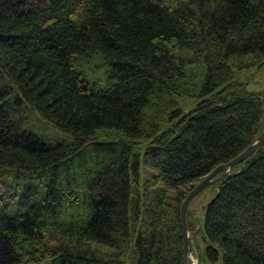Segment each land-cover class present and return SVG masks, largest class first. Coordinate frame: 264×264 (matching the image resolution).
I'll return each instance as SVG.
<instances>
[{"label": "trees", "instance_id": "1", "mask_svg": "<svg viewBox=\"0 0 264 264\" xmlns=\"http://www.w3.org/2000/svg\"><path fill=\"white\" fill-rule=\"evenodd\" d=\"M262 65L264 0H0V168L45 182L0 216V264H183L181 203L262 131L264 91L234 79ZM22 107L71 140L23 128ZM240 165L206 205L208 264H264V149Z\"/></svg>", "mask_w": 264, "mask_h": 264}, {"label": "rangeland", "instance_id": "2", "mask_svg": "<svg viewBox=\"0 0 264 264\" xmlns=\"http://www.w3.org/2000/svg\"><path fill=\"white\" fill-rule=\"evenodd\" d=\"M167 5H174L180 0H161ZM183 1V0H182ZM179 55L190 56V53L182 50ZM88 58V59H87ZM84 57L79 60L78 63L81 64L82 70L86 73L90 81H97V86L102 87L106 85V65L103 64L96 57ZM200 62L193 60L189 65H193L191 70L195 73L198 71V64ZM190 67V66H188ZM104 72V73H103ZM196 75V74H195ZM234 79L241 81L244 86L249 90L254 91H264V65L261 67L253 66L247 69L239 70L234 72ZM1 80V79H0ZM189 92L194 88L191 87L190 83H187ZM15 95V90L12 91ZM182 95L178 97L180 106L188 109L191 105L196 103L195 97H189ZM25 112L22 113L23 118V128L30 130L33 133L39 135L45 142L53 145L58 142H69L71 136L63 132H60L53 127L48 121L41 119L34 111L27 107H22L21 110ZM262 131L264 130V120L261 124ZM94 138L96 139H116L118 134L111 130L105 128H100L95 130ZM147 141H140L137 143L136 149L142 148ZM264 149V144L262 146ZM141 153V150L139 151ZM146 173V172H145ZM220 174V173H219ZM28 177L23 172L18 171L14 168H0V216H13L26 211L28 203L25 201V189L29 185L37 186V191L42 192L44 187V178L36 177V174ZM46 181V180H45ZM218 190L215 187L207 186L201 190L197 195H195L187 208V224L190 231H193V235L190 241L191 247V258L192 260L196 258V252L199 253L198 264H208L204 259L203 251L206 243L204 242L201 230L199 226H204V218L206 213V205L210 200H212ZM39 193H36L33 201H37L40 198ZM217 264H220L219 262Z\"/></svg>", "mask_w": 264, "mask_h": 264}, {"label": "water", "instance_id": "3", "mask_svg": "<svg viewBox=\"0 0 264 264\" xmlns=\"http://www.w3.org/2000/svg\"><path fill=\"white\" fill-rule=\"evenodd\" d=\"M264 144V130L259 133V135L253 140V142L243 150L239 155L234 157L228 162L221 163L216 166L211 172L205 176L202 180H200L194 187H192L188 193L185 195L179 212V225H180V232L183 241V264H188V258L190 259V239L193 234L188 235L187 224L185 220L186 208L189 201L204 187L207 185H216V183L223 178L227 177L229 174H232L231 168L237 164L241 163L239 170L242 168L244 163L251 159L257 151L263 146ZM238 170V171H239ZM221 172V174H219ZM219 174V175H218ZM216 175L215 178H213ZM196 262L194 264H198L199 253L196 252ZM193 264V263H192Z\"/></svg>", "mask_w": 264, "mask_h": 264}, {"label": "bare ground", "instance_id": "4", "mask_svg": "<svg viewBox=\"0 0 264 264\" xmlns=\"http://www.w3.org/2000/svg\"><path fill=\"white\" fill-rule=\"evenodd\" d=\"M261 148H262V147H261ZM261 148H260V149H261ZM260 149H259V150H260ZM259 150H258V151H259ZM258 151H257V152H258ZM255 155H256V154H255ZM255 155H254V156H255ZM254 156H253L251 159H253ZM251 159H249V160H251ZM237 164H239V163H237ZM239 168H240V167H239ZM231 169H232V168H231ZM220 174H221V173H220ZM207 175H208V174H207ZM207 175H206V176H207ZM218 175H219V174H218ZM229 175H231V174H229ZM229 175H228V176H229ZM228 176H227V177H228ZM215 177H216V175H215L213 178H215ZM227 177H225V178H227ZM202 179H203V178H202ZM202 179H201V180H202ZM223 179H224V178H223ZM223 179H222V180H223ZM220 181H221V180H220ZM220 181H218V182L216 183L215 186H214V185H211V184H209V185H207V186L215 187V188H217V190H218V186H217V184H218ZM197 183H198V182H197ZM197 183H196V184H197ZM196 184H195V185H196ZM195 185H194V186H195ZM194 186H193V187H194ZM207 186H206V187H207ZM204 188H205V187H204ZM204 188H203V189H204ZM203 189H202V190H203ZM200 191H201V190H200ZM200 191H199V192H200ZM199 192H198V193H199ZM198 193H197V194H198ZM197 194H196V195H197ZM190 201H191V200H190ZM190 201H189V203H190ZM210 201H212V200H210ZM210 201L208 202V204L210 203ZM189 203H188V205H189ZM188 205H187V208H188ZM187 208H186L185 220H186V215H187ZM186 224H187V221H186ZM179 226H180V225H179ZM199 228H200V230L202 231V227L199 226ZM187 230H188V235L194 233L193 231H190V229H189V227H188V224H187ZM189 236H190V235H189ZM190 241H191V239H190ZM190 251H191V247H190ZM190 257H191V254H190ZM195 259H196V258H195ZM195 259L192 260V258H190V259L188 258V264H192V263L194 264V262H196ZM198 262H199V259H198ZM198 262H197V263H198Z\"/></svg>", "mask_w": 264, "mask_h": 264}]
</instances>
